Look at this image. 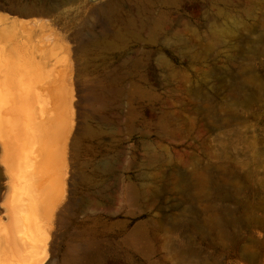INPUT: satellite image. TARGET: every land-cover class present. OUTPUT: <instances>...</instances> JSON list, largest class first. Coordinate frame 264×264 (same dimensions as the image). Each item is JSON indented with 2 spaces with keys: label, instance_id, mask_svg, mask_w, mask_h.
I'll return each mask as SVG.
<instances>
[{
  "label": "rangeland",
  "instance_id": "obj_1",
  "mask_svg": "<svg viewBox=\"0 0 264 264\" xmlns=\"http://www.w3.org/2000/svg\"><path fill=\"white\" fill-rule=\"evenodd\" d=\"M4 87L23 155L57 112L72 129L58 209L29 219L44 264H264V0H0Z\"/></svg>",
  "mask_w": 264,
  "mask_h": 264
},
{
  "label": "bare ground",
  "instance_id": "obj_2",
  "mask_svg": "<svg viewBox=\"0 0 264 264\" xmlns=\"http://www.w3.org/2000/svg\"><path fill=\"white\" fill-rule=\"evenodd\" d=\"M46 3L43 11L31 12L29 8V12L24 14L31 15L49 11L53 5L50 1ZM21 96L9 87H4V91L0 93V139L7 156L6 162L13 174L19 172L24 174L22 183H19V179L13 175L14 180L17 181L16 186L12 188L16 198L7 207L12 223L7 231V238L0 241V264H44L45 258L35 253L32 242L43 243L47 237L44 231L35 230L30 225L29 219L38 221L44 218L51 221L48 213L53 214L58 209L54 190L64 184V167L69 145L67 139L70 130L69 116L57 112V119L54 122L56 124L55 134L45 135L43 141L36 140L32 147L30 146L28 154L23 155L24 148L19 145L21 136L17 134L22 128L20 116L21 114L26 117L30 115L31 103L21 99ZM44 110L41 109L42 112L39 113L42 114ZM42 125L44 124L35 120L31 126ZM50 161L51 163L54 161V164L60 163V167L54 168L55 175L54 172L53 175L50 174L48 166ZM37 198L39 199L37 203H40L41 207L38 209L28 207L29 201H36Z\"/></svg>",
  "mask_w": 264,
  "mask_h": 264
}]
</instances>
